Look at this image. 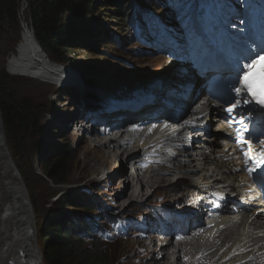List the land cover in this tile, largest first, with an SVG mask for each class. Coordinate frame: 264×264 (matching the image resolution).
Instances as JSON below:
<instances>
[{"label":"bare ground","instance_id":"obj_1","mask_svg":"<svg viewBox=\"0 0 264 264\" xmlns=\"http://www.w3.org/2000/svg\"><path fill=\"white\" fill-rule=\"evenodd\" d=\"M165 1L170 4V0ZM222 6L223 4L220 2L217 11H221ZM238 8H240V4ZM178 10L179 8H176L175 15H178ZM204 10L203 22L208 29H212L213 22L210 17L214 14L206 8ZM219 13L217 12L215 16ZM181 14L183 13H180L179 16ZM161 15L163 14L161 13ZM244 15L248 16L247 12ZM235 19L234 16L231 19L225 18V21L231 24ZM184 27L187 28V25H184ZM174 28L175 24H172V29ZM19 41L17 48L8 58L6 69L10 75L28 77L44 83H53L57 86L58 84L62 86L63 83L67 85L72 80L74 81L70 78L72 77L71 72L59 68L61 64L56 63V66L52 67L46 54L48 60L43 59L33 32L26 21H22ZM207 43L209 42L207 41ZM151 44L153 45V43ZM203 46L205 45L198 44L197 49H201ZM252 57L253 59L257 58L256 55ZM246 60H250V58ZM168 75L173 77L171 73L163 74L159 81H154L157 84H147L150 89H146V92L141 85L136 87L128 85L126 86L128 88H124L126 91L122 94L106 91L102 95L101 100L111 102L109 105L117 111L122 112V109H126L124 113H127V116H124V120L130 114L136 116L141 111V119L138 121H148L149 118H144L145 115H143L149 114L147 109L154 110V114L158 113L156 117H151L157 129L152 130L150 135L143 139L142 143L132 144V147L135 148L134 151L130 150L132 149L131 145L124 140V137H119L111 131L110 123H101L99 118L93 119L94 125H100V130L96 134L99 136L100 142L95 147L97 149L101 148L103 154L106 155L105 158H102V165L112 169L114 166L119 165L120 160H122V164H124V161H128L133 165V169H130V171L135 173L134 180L137 183L134 181L135 185H132L129 190L127 189L126 195L119 203L125 204L128 200L129 203L126 205H130L149 201L154 195H159V190L163 187V189L166 188V191H169L166 200H170L168 197L173 198L171 206L166 209L174 211L176 207L180 208V211L172 215L173 217L178 215L175 221L177 223L176 231L165 233L171 235L172 239L160 241L161 235L149 236V238L141 235V238L135 241V253H138H134V256H132L133 254L129 255L130 252L127 247V256H129L126 261L131 257H135L140 259L141 262L143 261L141 264H157V260L162 261L167 252L171 264H252L253 262L257 264L260 257L264 255V214L262 212L264 210L259 208L261 205L264 206L261 202L264 195L254 189L253 185L246 186L245 183L248 180L242 174H251L252 164L249 163V167L239 168V162L236 158L234 164L229 160L222 162V159L235 157L231 151H227L222 147L218 149L221 138L225 140L232 136L223 124L214 128L213 133L212 130L209 131L213 136L211 138L207 137V127L212 122H216L213 115L216 113L215 118L223 116L226 119L229 114L223 110L214 112L212 108L206 106L205 109L201 108L196 111V114H199L204 109V113L210 115L206 117L207 119L204 122L201 124L194 122L190 126L183 125L182 122H179V117L188 103L191 104L197 96L195 90L192 89L194 82L188 81L185 83L184 80L186 79H181V77L179 79L176 76L168 82L170 79ZM88 86H81V89L88 88ZM58 88L61 87L58 86ZM241 90L243 91L242 88ZM158 91L165 92H163L162 104L155 107L152 103H148L145 97L149 96L151 98L158 95ZM235 96L236 93L233 97ZM245 107L248 108V105H245ZM196 114L193 113V115ZM231 124L232 122L228 125ZM246 126L245 123H239L237 129L239 130V136L244 133L248 135L249 132ZM260 129L264 131V126L257 130L259 134H261ZM80 131L81 134L84 133L82 129ZM5 140L0 118V264H43L37 243L38 239L35 236L36 233H34L36 228L33 222L30 196L26 195L27 192L20 176L17 175L12 157L9 156L10 154L7 151ZM93 141L92 144L95 143ZM215 146H218V148ZM207 150L212 151L213 154L207 155ZM95 152V149L94 151L93 149L88 150V159L100 160L101 156H98ZM250 152L252 151L250 150ZM245 153L249 152L244 151L243 155ZM252 154L245 155V157L249 158ZM186 155H196V159ZM243 155L241 158L244 159ZM213 162L216 163L217 170L216 167L211 168L210 163ZM154 169L155 171L159 170L161 173L147 172ZM220 170L224 171V175L221 178L219 176L216 178L217 174L221 173ZM237 173L240 177L236 176ZM143 176L145 177L143 178ZM235 177L240 180L236 181ZM95 178H100V176ZM188 179H193V182ZM197 182L198 186L205 188L198 190V186L194 184ZM179 189L180 192L176 193V190ZM198 198L200 200L194 204L193 201ZM168 229L169 227L166 230ZM167 240L172 242V248L169 251L166 248ZM137 241L139 242L137 243ZM139 247H145L146 250L140 252ZM168 260L166 262L163 260V264H170ZM123 264H132V261L131 263L124 261Z\"/></svg>","mask_w":264,"mask_h":264},{"label":"rangeland","instance_id":"obj_2","mask_svg":"<svg viewBox=\"0 0 264 264\" xmlns=\"http://www.w3.org/2000/svg\"><path fill=\"white\" fill-rule=\"evenodd\" d=\"M21 2L18 22H20V29L22 31V21H26L29 25H31V22L28 18V3L26 0H21ZM91 2H93L89 3L91 5L95 3L94 0ZM178 6L179 4L177 2L169 4L168 1H165V10L162 12L163 15H161V13H156L155 18H157V20L154 18L155 21L148 18V15L144 16L142 13L136 15L135 24L138 23V25H136L137 27L135 24L130 25L127 21L122 23L121 26H117L116 23H114L113 17H109L110 14H106L105 12L98 14L95 12L91 13V11L90 13L88 12L91 16L90 22L87 20L88 23L83 19H75L76 21L74 22L77 26L81 29L88 30L91 34L89 39H87V36H84L85 38L83 37L82 43H76L65 52V56L69 63L71 61V64L69 66L61 64V66H66V68L69 67L71 69L70 72L72 77L70 78L74 79V81L72 80L71 83H68L64 87L58 88V86L53 83H44L32 78L12 75L20 79L15 86L18 97L25 101H30L35 107L38 106L42 108L43 106L44 108L41 117L44 119V127H42L45 129V138L43 141L46 150L41 153L33 152L31 154L33 158L32 162H34L33 169L41 178V180L34 185L32 193L24 184L23 179L15 167L17 175L20 176V180L27 192L26 195L32 196L35 206L40 209L38 211H41L43 208L49 209L50 206H47L49 204L53 206V196H56L55 193L64 191L66 195L70 194L79 198L77 201L83 205H97L95 213H90L93 220L89 225L95 226L96 228V233L93 234L95 238L91 240L95 245L101 244L102 250L107 257L113 261H118L119 264H123L124 261L129 263L132 261V264L143 263V261L141 262L140 259L135 257H131L126 261L129 255L133 254L132 256H134L136 248L135 241L139 240L141 235L148 238L149 236L161 235L162 238H159L160 241L172 239L171 235L169 236L165 233H174L176 231L175 227L177 223H175V221L177 216L173 217L171 215L170 212L172 210L165 213L161 210L164 207L167 208L171 206V200L173 199L168 197L170 200H166L169 191H166V188L163 189V187L159 190V195H154L149 201L130 205H126L129 203L127 202L128 200L125 204L119 203L123 196L126 195L125 192L127 189L129 190L132 188V185H135L136 180H134V178L136 175L134 172L133 174L130 171V169H133V165L128 163V161H124V164H122V160L119 161L118 166H114L112 169H108L107 166L102 165V158H105L106 155L103 154L101 148L97 149L95 147V145L100 142L99 136L96 135L100 130V125H94L93 119L99 118L101 123H110L111 131L114 132L124 126L127 118L133 117V115L130 114L125 120H122L124 116H127V113H124L126 109H122L123 111L120 112L109 105L111 102H103L101 98L106 91L119 92L122 94L126 91L124 88H128L126 87L128 85H133L135 87L141 85L145 88L146 92L150 89V84H157L154 81H159L161 75H167L169 73H171L173 77L176 76L179 79L183 73L190 78L189 74L192 72V68L187 64V50L189 48L197 50L198 38L200 37L194 32L187 31V28L184 27V25H187L186 23L182 24L178 22L180 16L175 15ZM103 11H105V9ZM217 12H220L218 16L220 18L223 17V19L227 16V13L228 15L230 14L231 17L232 14H234V12L230 13L226 11L223 7L221 11ZM151 17L153 18L152 15ZM227 18L228 16L226 19ZM149 20L154 21L153 24H156L154 25L156 29L152 26L153 24H149ZM140 24L142 28L138 29ZM172 24H175L174 29H172ZM103 39L107 40L105 41V49L96 46L98 45L97 43L101 42ZM151 43H153V45ZM92 46L98 49H92ZM16 48L17 44H15L14 36L11 32L7 31L0 39V67L6 72L8 58ZM103 50H105L107 55L100 52ZM185 56H187V58ZM92 66H94L95 69H102V72H109L108 74L103 72L104 74L102 76H98L102 78V80L95 81L97 84L89 82L90 80L86 75V71ZM173 77L168 75V78H170L168 82H170ZM84 85L89 86L88 88L81 89V86ZM140 90L142 91V88ZM162 97L163 93L159 96H152L151 98L147 96L145 99L147 101L154 100L152 105H158L161 104ZM214 128L215 125L210 124L208 132L212 130L211 132L213 133ZM81 129L84 131L82 134L80 131ZM211 132L207 134L208 138L213 136ZM201 137H203V135H201ZM90 139L94 140L93 142L95 143L92 144V140ZM68 143L71 147V156L68 159V184L63 188L53 187L46 178L41 176L42 171H45L44 164L48 162V153H50V148L52 146L66 145ZM215 147L218 148V146ZM90 149H93V151L95 149V153L101 156V159H88L89 156L87 153ZM131 151L134 150L131 149ZM206 154L211 155L213 153L207 150ZM186 156L196 159V155ZM196 163H198V161H196ZM215 165L216 163L214 162L210 163L211 168L216 167ZM217 169L216 167V170ZM150 171L159 172V170L155 171V169L148 170L147 172ZM220 172L221 173H218L216 178L218 176L220 178L223 176V171L220 170ZM160 173L161 172H159V174ZM98 176L104 177V181L96 182L98 178L94 179V177ZM144 177L145 176H143V178ZM180 189L182 190V188ZM180 189L176 190V193H179ZM174 194L172 195L174 196ZM69 208L67 212L69 218L76 219L77 217H87V220L91 219L90 214H84L81 209ZM31 210H33V208H31ZM178 211H180V208L176 207L174 213ZM36 219V215L33 214L35 228ZM168 227L170 231L166 230ZM122 229H125L124 234H122ZM34 233H36L35 236L37 237V231ZM120 238H122V240H120ZM37 239H39V236ZM138 242L139 241H137V243ZM37 243H39L41 248L40 240H37ZM171 246L172 242L167 240L166 248L168 251L172 248ZM127 247L130 249H128L130 252L128 256L126 251ZM138 250L143 252L146 248L139 247ZM168 256L169 254L166 252V256L163 259L164 262L169 259ZM163 260H157V262L163 264ZM170 260L168 261L171 264Z\"/></svg>","mask_w":264,"mask_h":264},{"label":"trees","instance_id":"obj_3","mask_svg":"<svg viewBox=\"0 0 264 264\" xmlns=\"http://www.w3.org/2000/svg\"><path fill=\"white\" fill-rule=\"evenodd\" d=\"M91 1L26 0L28 18L31 22V25L29 23L28 25L41 50L52 62L67 66L71 64L65 52L76 43H82L84 36L89 39L91 34L88 30L77 26L74 21L83 19L87 23V20L90 22V11L97 14L108 13L111 15L109 17H113L114 23L121 26L126 21L133 23L132 18L138 8L150 7L159 10L165 2V0H94L95 3L91 5L89 4L93 3ZM21 4V0H0V39L9 31L14 36L15 44L19 43L21 29L18 16ZM105 41L107 40L103 39L96 46L105 49ZM97 47L91 48L96 50ZM100 52L107 55L105 50ZM101 70L92 66L87 70L88 72L86 71L87 78L91 81L102 80L98 76H102L106 71ZM104 79L107 80V78ZM19 80L0 67V118L8 152L24 184L32 193L34 185L41 178L33 169L34 162H32L31 154L46 150L43 141L44 119L41 117L44 108L43 106L35 107L30 101L18 97L15 86ZM70 152L69 143L54 145L50 148L48 162L44 164L45 171H42L41 176L46 178L53 187L61 188L68 184ZM30 197L33 214L37 218L36 231L41 248L39 243L38 245L44 264H119L118 261L107 257L101 244L95 245L91 240L95 238L93 234L96 233V228L89 225L93 220L90 213H95L97 205H83L77 201L79 198L62 194L57 201L53 202V206L47 205L50 206L49 209L43 208L38 211L40 209L35 206L31 195ZM69 207L81 209L84 214H90L91 219L69 218L67 213Z\"/></svg>","mask_w":264,"mask_h":264},{"label":"snow or ice","instance_id":"obj_4","mask_svg":"<svg viewBox=\"0 0 264 264\" xmlns=\"http://www.w3.org/2000/svg\"><path fill=\"white\" fill-rule=\"evenodd\" d=\"M179 4L178 15L183 13L180 16V23L187 24V31L194 32L197 36L200 37L201 40L206 38V34L201 31V26L204 21L205 10H204V3L205 0H176ZM227 27H229L233 32L239 31L241 24L239 22L231 23ZM213 49L209 47L208 54H211ZM254 55L258 56L260 60H264V50L261 52L254 53ZM257 61H253V65H255ZM244 81V90L242 91L240 87H236L235 85H227L229 91H234L236 93L235 97L231 99H226L224 102L229 106L226 108V112L229 114V122L235 119V116L232 114L234 111L238 110V106L242 103L243 105H249L250 103H255L264 107V94L257 95L255 91L251 88L248 84V77L245 75L243 77ZM251 98V100L249 99ZM243 123V121H240ZM194 127V126H193ZM235 142V141H234ZM245 143H247L245 141ZM245 155H249V153H245ZM250 159H257L255 156L250 155ZM259 163L264 164V151H261L260 158L258 160Z\"/></svg>","mask_w":264,"mask_h":264},{"label":"water","instance_id":"obj_5","mask_svg":"<svg viewBox=\"0 0 264 264\" xmlns=\"http://www.w3.org/2000/svg\"><path fill=\"white\" fill-rule=\"evenodd\" d=\"M36 43H37V41H36ZM37 46H38L39 51L41 52V54H42V56H43V59L48 60L47 57H46V55L43 53V51L41 50L40 46L38 45V43H37ZM48 62H49V64H50L52 67H55V66H56V65H55L53 62H51L50 60H48Z\"/></svg>","mask_w":264,"mask_h":264}]
</instances>
